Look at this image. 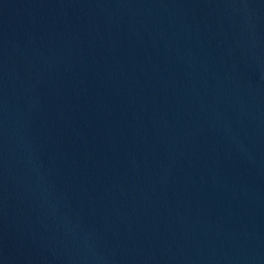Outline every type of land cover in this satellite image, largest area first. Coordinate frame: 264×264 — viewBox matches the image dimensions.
I'll return each instance as SVG.
<instances>
[{
	"label": "water",
	"instance_id": "95a60500",
	"mask_svg": "<svg viewBox=\"0 0 264 264\" xmlns=\"http://www.w3.org/2000/svg\"><path fill=\"white\" fill-rule=\"evenodd\" d=\"M0 264H264V0H0Z\"/></svg>",
	"mask_w": 264,
	"mask_h": 264
}]
</instances>
